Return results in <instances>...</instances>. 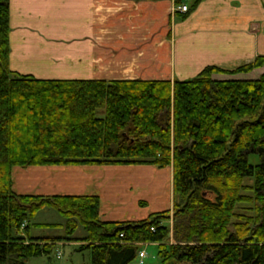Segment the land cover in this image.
<instances>
[{
  "label": "trees",
  "instance_id": "16d2710c",
  "mask_svg": "<svg viewBox=\"0 0 264 264\" xmlns=\"http://www.w3.org/2000/svg\"><path fill=\"white\" fill-rule=\"evenodd\" d=\"M10 32L0 0V264L50 257L59 242L81 244L91 264H135L143 244L162 264H264V56L189 81L40 80L11 71ZM84 166L172 167L173 210L107 222L97 195L15 189L17 169ZM43 209L65 219L67 237H32L55 227L34 223Z\"/></svg>",
  "mask_w": 264,
  "mask_h": 264
},
{
  "label": "crops",
  "instance_id": "0c3cea01",
  "mask_svg": "<svg viewBox=\"0 0 264 264\" xmlns=\"http://www.w3.org/2000/svg\"><path fill=\"white\" fill-rule=\"evenodd\" d=\"M176 14L173 0H10V69L40 80L175 82L264 56V0H203L185 19ZM154 169L68 167L63 177L15 189L97 195L104 221H139L173 206L172 168Z\"/></svg>",
  "mask_w": 264,
  "mask_h": 264
},
{
  "label": "rangeland",
  "instance_id": "374dc122",
  "mask_svg": "<svg viewBox=\"0 0 264 264\" xmlns=\"http://www.w3.org/2000/svg\"><path fill=\"white\" fill-rule=\"evenodd\" d=\"M185 0H182V3ZM158 2V1H156ZM175 3V0H173ZM190 4V3H189ZM186 6L188 10H191L190 5L181 4L177 6L175 4V13L180 12V7ZM260 76V71L257 73H253L252 75H240L235 78H242V79H257ZM35 78V77H34ZM38 79V78H37ZM234 79V78H229ZM158 81V80H156ZM253 163L255 161L252 160ZM107 167H151L152 169L155 168L157 170H166L168 169L171 172V168L166 169H159L155 166H106V167H98V168H107ZM68 167H31L28 169H17L13 174L14 183L16 187L20 191H26L36 188L41 182V179H45L46 183L47 179L50 181L55 180L57 177H63V174L67 172ZM154 169V170H155ZM173 170V169H172ZM65 171V172H64ZM173 173V172H172ZM171 174V173H170ZM48 175H53L49 177ZM55 177V178H54ZM44 181V182H45ZM172 181V182H171ZM36 182V183H34ZM56 182V181H55ZM173 195H174V187H173V177L170 179ZM252 179H246L245 184L252 185ZM17 191V190H16ZM250 194V193H249ZM246 205H240L238 212H245L244 210L240 209L245 207ZM249 206V205H247ZM173 206L170 211L173 210ZM34 223L41 224V225H55V227H46V228H32V232L42 233L46 235H50L51 237H60L65 238L67 237L64 231L65 226V219H63L55 210L52 209H43L41 210L37 216L35 217ZM58 225V226H57ZM169 226L172 227V220L169 223ZM34 234V233H33ZM84 235L82 229H79L74 237H82ZM81 246L79 243H72L71 245L67 242H59L55 246L54 254L50 257H40L34 258L29 261L28 264H91V255L89 251L78 252V248ZM140 250L143 251L146 255V259L144 260V264H162L161 259L157 255V246L153 244H143L139 246ZM135 264H140V260L137 259Z\"/></svg>",
  "mask_w": 264,
  "mask_h": 264
},
{
  "label": "built area",
  "instance_id": "2783aa9c",
  "mask_svg": "<svg viewBox=\"0 0 264 264\" xmlns=\"http://www.w3.org/2000/svg\"><path fill=\"white\" fill-rule=\"evenodd\" d=\"M187 11H188V8L186 6L180 7V12L181 13H186ZM138 259L140 260V264L144 263V260L146 259V255H145V253L143 251H141L139 253Z\"/></svg>",
  "mask_w": 264,
  "mask_h": 264
}]
</instances>
